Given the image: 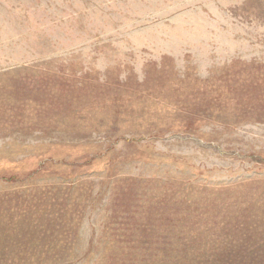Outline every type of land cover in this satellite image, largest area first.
Wrapping results in <instances>:
<instances>
[{
  "label": "rangeland",
  "instance_id": "obj_1",
  "mask_svg": "<svg viewBox=\"0 0 264 264\" xmlns=\"http://www.w3.org/2000/svg\"><path fill=\"white\" fill-rule=\"evenodd\" d=\"M0 264H264V0H0Z\"/></svg>",
  "mask_w": 264,
  "mask_h": 264
}]
</instances>
